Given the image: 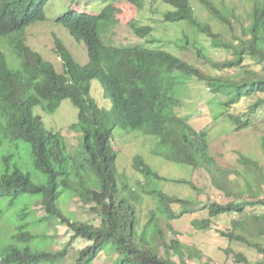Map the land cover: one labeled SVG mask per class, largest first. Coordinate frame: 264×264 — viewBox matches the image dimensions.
<instances>
[{"label": "trees", "instance_id": "obj_1", "mask_svg": "<svg viewBox=\"0 0 264 264\" xmlns=\"http://www.w3.org/2000/svg\"><path fill=\"white\" fill-rule=\"evenodd\" d=\"M49 1L0 0V203L8 199L13 205L22 198L30 199L24 213L27 223L16 229L11 243L0 252V264H95L104 253L115 255L112 264H191L194 258L203 259L202 251L183 243L181 232L173 226V222L196 209L199 201L138 183V188L158 201L157 210L150 212L147 222L142 221L143 197L118 166L117 129L129 135L157 137L154 155L205 172L211 185L232 199L227 203L211 202L208 218L194 220L193 227L210 231L215 219L235 215L232 229L217 232L229 242L254 249L260 257L249 260L228 248L226 253L233 255L238 264H264V244L256 241L264 240V213L249 212L257 207L264 210V135L259 139L263 160L244 154L238 162L239 169L225 168L213 156L208 134L177 115L182 101L174 95L187 79L203 82L215 98L225 97L226 115L237 131L252 127L251 120L232 114L230 109L243 99L254 100L250 105L253 113L264 105V0H253L251 9L245 12L213 0H196L216 20L221 29L218 32L196 16L192 5L195 0H160L171 7L163 14L165 22L192 26L210 40L215 50L226 53L220 60L189 35L180 39L158 36L149 24L130 26L142 44L108 46L102 33L104 25H113L108 16L68 13L57 24L85 45L88 63L81 66L56 37L55 49L62 60L63 73L26 46L24 38L29 28L45 22ZM107 2L124 9L128 5L139 8L143 0ZM162 42L193 53L211 66L213 73L207 74L162 49ZM93 81L99 82L103 97L111 103L110 109L100 106L93 97ZM66 100L79 111V122L73 127L81 135L79 158L69 153L62 133L47 129L41 117L35 115L36 108L55 115ZM19 142L27 145L31 165L46 178L44 183L34 180L26 171L28 164L21 159L16 165L10 164L11 150ZM134 168L148 180L168 181L141 155L135 157ZM232 175L235 179H231ZM176 183L199 192L189 180ZM75 198L84 206L93 205L92 211L101 220L99 227L80 221L76 214H67L62 203ZM35 203L45 212L40 219L43 226L46 222L50 226L58 223L70 231L63 249L48 250V241L43 248L35 245V240L43 241L48 233L44 230L37 235L38 226L31 223ZM162 221L174 238H166ZM79 239L90 245L72 255L73 244ZM204 264L216 263L207 257Z\"/></svg>", "mask_w": 264, "mask_h": 264}, {"label": "rangeland", "instance_id": "obj_2", "mask_svg": "<svg viewBox=\"0 0 264 264\" xmlns=\"http://www.w3.org/2000/svg\"><path fill=\"white\" fill-rule=\"evenodd\" d=\"M213 1L221 6L235 8L239 12L249 11L254 3L253 0ZM140 5L139 8L128 5L124 9H116L111 3L107 6L106 3H103V0H50L46 8V21L37 23L27 30V45L33 51L40 54L46 61L55 65L59 73H63V64L55 49V39L58 37L75 60L84 67L88 63L85 45L77 43L64 27L57 24V20L70 12L92 16H98L102 12L101 14L108 16L113 23L112 26L106 24L102 28L107 45L121 47L142 44L143 41L134 36L130 26L133 24H138L139 26L149 24L155 29V33L159 34L158 36H171V38L177 37L180 39L184 34H187L194 42L203 46L206 49L205 51L213 58L220 60L226 57V53L223 50H215L210 40L198 34L192 26L184 23L170 24L165 22L163 14L171 9V7L162 1L143 0ZM192 5L197 17L213 25V29L216 32H218L217 30L221 31L217 27L216 20L211 18L206 9L198 1H192ZM225 35L227 36L228 34L225 33ZM159 44L162 49L181 57L207 74L213 73L211 66L197 58L193 53L180 50L177 46L168 42ZM92 95L100 106L111 108L110 101L103 97V90L98 81L92 82ZM174 95L183 104L177 110V115L189 121L188 123L193 125L197 130H204L208 134L213 156L225 168L232 170L239 169L240 165L238 162L244 154L263 160L259 139L264 135V105L256 113L251 112L250 106L254 100L243 99L239 104L233 106L230 109L232 114L245 120H251L253 123L251 128L237 131L235 125L231 123L226 115L223 105L225 97L215 98L210 92L209 86L205 83L195 79H187V83L179 86ZM78 113V109L70 100L64 101L55 115H47L40 108L35 109V115L41 117L44 126L49 130L62 133L68 143L69 153L72 155L76 153L79 158L81 155V135L73 131V127L76 128L79 122ZM157 141V137L144 136L141 133L129 135L120 129H117L115 132V147L120 153L118 160L120 172L143 197L141 206L142 221L144 223L147 222L150 212L157 210L158 201L138 188V183L147 184L149 188L162 190L169 195L200 202V205L186 217L173 222L174 228L181 232V241L202 251L203 259L194 258L190 260L188 258L191 264H204L207 257L212 258L216 264H238L234 261L233 255L226 253L225 250L227 248L233 250L235 253L244 254L249 260L258 259L260 256L254 249L237 242H229L217 232L218 230L227 231L232 229L231 221L235 218V215H225L215 219L214 229L210 231H197L193 227L192 223L194 220L208 218L207 208L211 202L227 203L232 198L230 199L222 192L216 190L211 185V180L205 172L185 165L172 163L154 155L153 148ZM14 145L15 147L11 150L13 158L10 164L16 165L19 163L17 159H21L24 163L28 164L26 171L32 174L34 180L44 183L46 178L31 165L30 150L27 148V145L23 142ZM5 153L7 155L10 154L9 152H2V154ZM138 155L145 157L146 162L161 177L168 181L156 180L154 178L148 180L145 176L140 175L134 168V159ZM2 164L5 165V161H2ZM235 177V175H232L231 179H235ZM177 180H189L193 182L198 186L199 192L197 193L187 185L177 184ZM29 202L30 199L25 197L13 205L10 204L8 199L0 203V210L3 212V215L0 217V252L11 243L16 229L27 223L24 219V213ZM62 204L67 214H76L80 221L87 222L96 227L101 225L100 218L91 209L93 205L84 206L81 202L77 201V198L63 202ZM33 208L35 213L32 216L33 221L31 223L38 226L36 234L40 235L44 230L48 232L46 239L43 241L41 239L35 240V245L43 248L44 243L46 244L48 241L46 244L48 250L59 251L63 249L71 236L70 231L58 223L50 226L46 222L43 226L40 219L45 216V212L39 203H35ZM174 208L179 210L177 206ZM249 212L262 214L264 210L257 207L249 209ZM161 226L167 239L174 238V235L168 232L166 222L162 221ZM256 241L264 244V240L262 239H256ZM89 245L90 243L86 240H77L73 244L72 255L73 251H80ZM114 256L112 257L104 253L96 260L95 264H112Z\"/></svg>", "mask_w": 264, "mask_h": 264}, {"label": "clouds", "instance_id": "obj_3", "mask_svg": "<svg viewBox=\"0 0 264 264\" xmlns=\"http://www.w3.org/2000/svg\"><path fill=\"white\" fill-rule=\"evenodd\" d=\"M107 1H108V0H103V3H106L107 6H108L109 3H111V2H107ZM49 3H50V1H49ZM49 3H48V4H49ZM47 6H48V5H47ZM46 8H47V7H46ZM105 8H106V7H105ZM105 8H104V9H105ZM104 9H103V10H104ZM103 10H102V11H103ZM71 13H72V14H76V15H80V16L88 15V14H78V13H76V12H75V13H74V12H70V14H71ZM101 13H102V12H101ZM101 13H100V14H101ZM64 16H65V15H64ZM90 16H92V15H90ZM62 17H63V16H62ZM45 21H46V20H45ZM57 21H58V20H57ZM24 38H25V41H26V46H28V45H27V42H28V41H27V36H26V37L24 36ZM72 38H73V37H72ZM73 39H74V38H73ZM74 40H75V39H74ZM75 41H76V40H75ZM76 42H77V41H76ZM77 43H78V42H77ZM79 44H83V43H79ZM108 46H114V45H108ZM28 47H29V46H28ZM29 48H30V47H29ZM86 50H87V49H86ZM87 54H88V53H87ZM58 57H59V56H58ZM59 58H60V57H59ZM60 60H61V58H60ZM61 62H62V60H61ZM54 66H55V65H54ZM55 68H56V67H55ZM58 73H59V72H58ZM182 105H183V104H182ZM105 108H106V107H105ZM107 109H110V108H107Z\"/></svg>", "mask_w": 264, "mask_h": 264}]
</instances>
